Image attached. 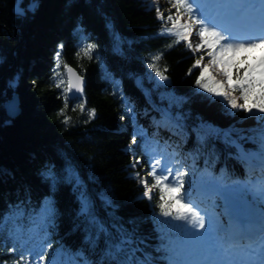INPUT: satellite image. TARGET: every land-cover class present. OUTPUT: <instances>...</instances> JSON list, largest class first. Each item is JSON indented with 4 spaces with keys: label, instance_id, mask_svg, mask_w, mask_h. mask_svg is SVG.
Returning <instances> with one entry per match:
<instances>
[{
    "label": "trees",
    "instance_id": "1",
    "mask_svg": "<svg viewBox=\"0 0 264 264\" xmlns=\"http://www.w3.org/2000/svg\"><path fill=\"white\" fill-rule=\"evenodd\" d=\"M162 23L152 0H0V221L21 212L0 230V264L38 253L39 264H108L106 250L125 235L137 257L168 264L158 251L168 225L158 221H180L160 215L158 193L149 200L135 177L157 133L191 156L185 189L251 178L244 153L262 152L264 113L231 109L198 88L199 69L189 74L197 56L183 42L167 47ZM90 43L92 59L77 56ZM155 55L167 80L149 67ZM64 64L86 81L66 103L52 79L54 70L66 78ZM14 95L21 111L9 118L4 104ZM138 159L142 168L132 167Z\"/></svg>",
    "mask_w": 264,
    "mask_h": 264
},
{
    "label": "snow or ice",
    "instance_id": "2",
    "mask_svg": "<svg viewBox=\"0 0 264 264\" xmlns=\"http://www.w3.org/2000/svg\"><path fill=\"white\" fill-rule=\"evenodd\" d=\"M153 3L157 17L163 22L161 34L171 39L167 47L171 48L183 42L184 47L193 56L200 53L189 69V74L193 69H199L195 81L198 88L222 98L225 106H230L231 109H240L257 116L264 113V55L259 57L258 63H247V56L237 58L239 53L264 49V0H168L167 16L160 9L159 0H153ZM193 35L197 37L196 42L192 40ZM63 47L62 44L58 46L57 69L62 63L60 52ZM96 48L94 43L86 44L77 56L83 55L92 59ZM160 60L161 55H155L149 67L160 80H167V69L161 68L157 63ZM63 66L68 75L67 83L64 74L57 70H54L52 79L56 81L55 87L63 89L66 103L68 92L73 89L79 93L84 91V80L73 68L67 64ZM77 107L81 112L85 111L84 103ZM60 115H64L63 109ZM87 115L89 119L94 118L95 110H87ZM258 118L264 121V116ZM70 120L71 117H66L63 123L67 124ZM138 134L133 131L131 144H136ZM261 158L264 160V150L261 152ZM139 163V160H135L132 167L135 168ZM149 167L151 184L148 176H141L140 172L135 173L139 183L144 186V196L151 200L155 190L158 193L156 206L160 215L182 222L158 221L168 225L158 249L167 255L168 264H264V212L259 214L262 227L256 242H251L249 236L247 239L250 242L241 246L232 239L236 226L231 221L226 228L219 216L209 212L207 208L200 207L198 198L193 197L191 190L187 193L183 191L184 178L188 173L182 167L173 171L171 165H162L159 156L149 160ZM225 187L219 180H210L201 186L202 190L213 192ZM246 187L264 201V180L256 185L248 184ZM43 212L45 217L52 215V209L47 204ZM20 215L18 208L11 215H5L0 221V230H8L9 221H14ZM243 223L245 227L240 231L247 232L246 221ZM16 230L18 229L15 227L12 229L13 232ZM169 233H175V236ZM132 243V238L127 235L112 243L105 253L108 264H155L147 253L143 258L137 257L136 252L139 249L131 247ZM15 250L13 247L9 251ZM37 255L38 260H35L30 255L21 254L13 264H39L46 259L44 254Z\"/></svg>",
    "mask_w": 264,
    "mask_h": 264
},
{
    "label": "rangeland",
    "instance_id": "3",
    "mask_svg": "<svg viewBox=\"0 0 264 264\" xmlns=\"http://www.w3.org/2000/svg\"><path fill=\"white\" fill-rule=\"evenodd\" d=\"M153 1V0H152ZM159 7H160V9L162 10V11H164V13H165V16H167V14H168V8H169V4H168V0H159ZM173 12L175 11V9H173L172 10ZM192 40H193V42H196V36H194L193 35V37H192ZM242 54H245V53H242ZM200 55V53H197L196 54V56H199ZM253 55H257V58L255 59L254 57H253ZM261 55H264V52H260V53H253V54H251L250 56H248V61H247V63H258L259 62V57L261 56ZM207 62V58L205 59V63ZM218 78H221V77H218ZM64 79L65 80H67V76H66V78L64 77ZM166 121L168 122V124H170V125H172V126H175V123L173 122V120H172V118H169V117H166ZM159 138H160V140L162 141V144L161 145H157V142H155L156 144H154V145H148V148H147V151H146V153L148 154V160H147V163H148V165H149V160H151L153 157H155V156H159L160 158H161V160H162V165L163 164H165V163H167V164H169V165H171L172 167H173V171H175V169H176V162H177V160L179 159L181 162H182V164H183V167H185V169H188V170H192L193 169V166H192V161H191V159H190V157L187 155V154H184L183 152H181L180 150H179V148L178 147H175L174 145H173V143H171L170 141H168L167 139H165L162 135H159L158 136ZM137 141V140H136ZM138 144V141L136 142V144L135 145H137ZM262 145H263V148H264V140H262V143H261ZM154 146V147H153ZM178 148V149H177ZM252 154H254V153H252ZM256 154V153H255ZM249 156H251V154H248V157ZM139 160V159H138ZM137 166V168H142V167H140L141 165L140 164H137L136 165ZM180 167V166H179ZM142 171L143 172H145V173H143V176H148V173H149V171H150V167L149 166H147V168H143L142 169ZM148 180H149V184H151L152 182H151V180H152V178H151V176H148ZM205 184H207V183H205ZM226 186V188H227V185H225ZM247 185L246 184H244L243 185V188L244 187H246ZM226 188H224V189H222V190H220V191H217V192H213V191H208V190H202V188H197L196 190H194V191H192V193H193V196H199V199H198V203H200V207L201 208H203L204 207V204H203V202H205L206 201V198H205V193H209V194H213V193H217L216 194V201H215V203H214V205H215V207L214 208H212L209 212H214L217 216H219V218H220V220H221V222L224 220V216H222V215H220L219 213H218V210L219 211H223V212H225V208L224 207H222L221 209H219L218 207H217V204L218 203H220L221 201H220V195L224 192V191H226ZM246 189H247V187H246ZM229 190V189H228ZM184 191V190H183ZM231 191V193H233V194H236L235 192H233L232 190H230ZM248 192H251V191H249V190H247ZM154 192V191H153ZM188 192V191H187ZM252 193V195L254 194L255 195V193H253V192H251ZM255 197V196H254ZM256 198V197H255ZM210 199V198H209ZM186 202H187V200H186ZM264 212V211H263ZM203 213V212H202ZM180 223H182V222H180ZM4 264H6V263H4Z\"/></svg>",
    "mask_w": 264,
    "mask_h": 264
},
{
    "label": "water",
    "instance_id": "4",
    "mask_svg": "<svg viewBox=\"0 0 264 264\" xmlns=\"http://www.w3.org/2000/svg\"><path fill=\"white\" fill-rule=\"evenodd\" d=\"M70 67L73 68L78 75H80L78 73V71L73 66H70ZM80 76H82V75H80ZM67 80H68V75H67ZM83 80H84L83 88L85 90L86 81H85L84 77H83ZM82 93L76 92L75 89H73L71 92H68V96H69L70 100H73V99L79 97ZM4 106H5V110H6V113H7L9 118H15L20 114L21 108H20V103H19V99H18L17 95H14L12 98H10L8 101H6ZM225 198L232 207L237 208L240 206V202L237 199H234L228 195H225ZM236 200H237V202H236Z\"/></svg>",
    "mask_w": 264,
    "mask_h": 264
},
{
    "label": "bare ground",
    "instance_id": "5",
    "mask_svg": "<svg viewBox=\"0 0 264 264\" xmlns=\"http://www.w3.org/2000/svg\"><path fill=\"white\" fill-rule=\"evenodd\" d=\"M194 36H195V35H194ZM196 41H197V37H196ZM184 154H186V153H184ZM187 155L190 157L191 161L193 162L191 156H190L189 154H187ZM194 198H198V197H194ZM195 206H196V205H194V207H195Z\"/></svg>",
    "mask_w": 264,
    "mask_h": 264
}]
</instances>
